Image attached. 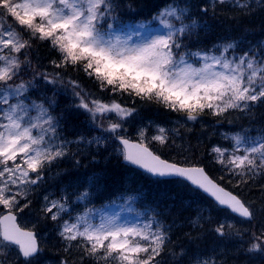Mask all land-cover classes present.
<instances>
[{"label": "snow or ice", "instance_id": "snow-or-ice-1", "mask_svg": "<svg viewBox=\"0 0 264 264\" xmlns=\"http://www.w3.org/2000/svg\"><path fill=\"white\" fill-rule=\"evenodd\" d=\"M255 3L264 7V0ZM224 6L233 10V20L254 11L252 0H210L208 6L168 0L151 20L137 21L129 15H140L131 0L127 12L122 0H0V264H43L44 248L37 231L41 222L55 226L64 252L71 254L76 249L81 264L86 258L90 264H162V254L172 243V226H165L155 212L146 215L143 223L121 222L119 214L103 212L99 222H94L95 213L87 209V203L96 187L95 177L88 178L83 191L62 189L57 198L44 195L43 203L34 209L33 194L47 172L68 156L70 144L99 149L110 138L88 139L78 133L70 141L63 136L64 118L53 115L61 92H70V107L82 110L91 125L123 145L124 161L154 177L182 178L210 196L216 206L240 218L238 222L217 221L209 230L215 238L244 241L249 229L241 231L237 225H251L243 250L264 255V221L254 223L258 213L264 216V208L254 209L225 190L204 167L187 157L183 161L167 159L150 150L153 141L161 146L170 142L180 155L186 153L189 148L176 143V137L183 140L179 129L157 125L149 138L150 129L142 127L138 142L132 143L125 123L134 118L137 109L118 99L126 96L133 103L155 104L186 116L187 121L211 116L221 123L234 112L254 115V109L264 105V41L245 49L243 41L226 40L195 51L185 43L198 35V29L208 28L201 20L209 11L216 18ZM41 46L55 54L48 60L50 69L39 57ZM70 72L82 73L108 99L88 90ZM48 91H53L51 98ZM222 139L229 143L213 144L209 155L228 178H239L236 187L264 178V127L255 136L244 129L224 134ZM121 197L125 204L135 199L124 193ZM77 202L84 203L87 210L73 216L70 208ZM26 210L36 212L32 228L18 223V215ZM204 211L198 208L195 218H190L193 229L205 223ZM207 223H212L210 216ZM185 235L198 239L191 233ZM171 254L175 264H182L186 253ZM59 264H69L67 257ZM188 264H219V258L201 259V254L194 253Z\"/></svg>", "mask_w": 264, "mask_h": 264}, {"label": "trees", "instance_id": "trees-1", "mask_svg": "<svg viewBox=\"0 0 264 264\" xmlns=\"http://www.w3.org/2000/svg\"><path fill=\"white\" fill-rule=\"evenodd\" d=\"M122 2L125 5L123 11L127 12L126 6L129 3V0H122ZM167 2L168 0H131V3L140 15L137 16L136 13H130L129 15L135 16L137 21L151 20V16ZM231 15L233 14L218 12L217 17L212 18L211 13H209L208 16L212 18L214 24L218 22L223 25L216 24L214 26L213 23H208L209 26L206 30L198 29V35H193L192 37L186 39L185 43L191 45L192 50L195 51L199 47L208 48L220 40L226 41V38H224L226 36L228 37V40H236V34H241L240 37L242 36L245 40L253 43V45L264 40V8L256 11L254 10L251 15L241 16L238 20L231 19ZM236 29H238L237 32ZM54 56L55 54L50 53L47 48L43 46L39 47V57L45 67L50 69L48 60ZM69 74L74 78H79L88 90L97 92L98 95H104L105 99H108L107 95L100 94L96 86L93 85L87 77L83 76L82 73L77 74L75 72H70ZM48 87L51 89L52 86ZM46 95L51 98L53 91H48ZM34 98L37 97L34 96ZM118 99L121 103L126 104L129 107H135L137 109L136 116L141 119H156L164 121L173 118L183 120L186 127L182 129L181 132L184 137V145L186 148H189V150L182 155V158L178 156L174 158L183 161L185 157H187L191 163L204 167L212 179L221 184L218 180L219 178L221 179L220 171L223 174L221 166L212 160V156L208 155V149L211 142H213V137H208L207 131L204 129L207 124H218L216 121L219 118L204 116L199 118L197 121H187L186 116L180 113L167 112L163 108H158L155 104L149 105L146 102L138 100L133 103L131 98L126 96ZM56 100L57 106L53 111V115L63 116V134L71 136L73 133L78 132L80 127L84 126L85 122H87L86 114L83 113L82 110L70 107L73 100L70 92L68 95H64L61 92V94L56 96ZM260 107L261 106L257 107V109H260V111L257 112L258 116L256 113H254L253 116L258 120H264V112H261L263 108ZM227 119L231 121L230 123L233 125H235L239 120L237 113L235 112L230 116H227ZM189 128L191 131L187 130ZM160 155L166 157L163 151H161ZM169 158L171 159L172 157ZM78 169L82 172L102 171L105 173L106 181L104 182L102 192H100L96 198L98 202L97 204H101L99 207L112 203L114 200H119V198L122 199L121 194H119V196L116 195L115 186L118 184L123 187L125 186L124 184L127 183L129 184V189L124 192V194L125 196H138L135 197L137 205L139 206L137 208L138 210L140 208L141 213L143 211L145 212L143 215L146 216L152 212L158 213L165 226H172L170 233L172 243L168 245L165 253L162 254L163 257H165L166 253L171 255L172 251H175L177 254H179L182 250H184L185 253H195L196 249H192L191 244L196 245L199 242V234H193V230L191 232L188 230L184 231L180 227L182 223L180 217L182 214H185V220L187 221H189L190 218H194L196 215V210H192V204H187V202H191V200H189L188 197H184V194H182V190L185 187L183 183L174 181H157L144 176L122 163L121 157L118 161L113 158L110 160L99 159L95 163L87 164L85 168L82 164L70 165L66 167L67 174L62 177L65 178V176H70L73 174L72 172H75ZM70 170L72 172H70ZM238 179V177L233 178L235 186ZM244 186L249 185L241 184L239 188ZM36 204L37 202L34 201V209H37ZM29 213L36 215L35 210ZM187 213H190L191 215H188ZM52 226L53 224H51V222H48L47 225H45L44 222H41L37 230L41 232L51 228ZM185 233H191L193 237H197L198 239L190 240ZM53 241L55 242V239ZM54 246H56V248L53 249L51 247V250H55L54 253L57 260L67 257L69 264H81L80 254L79 257H77V255L74 256V254L70 255L64 252L63 247L60 248L59 245ZM257 256L263 255L257 254ZM83 264H90V262L84 260Z\"/></svg>", "mask_w": 264, "mask_h": 264}, {"label": "rangeland", "instance_id": "rangeland-1", "mask_svg": "<svg viewBox=\"0 0 264 264\" xmlns=\"http://www.w3.org/2000/svg\"><path fill=\"white\" fill-rule=\"evenodd\" d=\"M188 2H190V1H188ZM209 3H210V0H205V4L207 6L209 5ZM252 3H253V8L255 11L264 8V7H261L260 5L256 4L255 0H252ZM224 8L226 10H224L223 12L233 14V10L231 9L230 6H224ZM216 24L223 25L222 23L216 22L214 24V26ZM221 30H222V28H221ZM237 30L238 29H236V32H237ZM224 38H226L225 40H228L227 36ZM133 39H136V37L134 36ZM260 108H263L261 110V112H264L263 111L264 105H262ZM255 109H257V108H255ZM255 109H254V111H255ZM238 119L239 120L235 125L231 124L227 118L223 119L222 122L218 123V124L211 123V124L205 125L204 129L207 131L208 137L212 136L214 138L213 141H215V143L210 144L208 152H210V148L213 144L227 145L229 143L228 141L222 139V136L224 134L232 135V134H235L237 132H242L244 129H250L251 135L255 136L257 130L264 127V122H263L264 120L259 121L256 118H254L253 115L252 116H245V115L240 113L238 115ZM157 125H159L161 127L168 128V129H174V128L179 129L180 132L182 129H184L183 128L184 122L181 120H178V119H169V120L159 121L156 119H141L140 117L134 115V119H132L130 117V118H128V122L125 123V127L128 130L126 133V136L128 138H131V139L138 141V135H137L138 130L142 127H147L150 129L148 132V135L150 138L151 135H153L155 133V127ZM78 133L83 134L88 139H91L93 136H98V135L108 136L110 138L108 139L107 144L100 147L99 149H97L96 145L83 144L81 146H77L75 143L70 144L68 147V156L65 159H63L62 161L58 162L57 165H54L47 172L46 178L43 181L42 185L33 194V195H35V198H36L37 203H38L37 209L39 208L40 204L43 203V196L44 195L51 193L53 198H57L60 195L62 189H67L70 193H76L77 191H83L88 186V178L89 177H95L96 178V187L94 189H92L93 195L91 198V202L87 203V209H91L90 205L92 203V199L103 188L104 182L106 181L105 173H103L102 171L89 172L88 173V172H82L78 169L75 172H72L70 170V172H72L73 174L70 176H67L65 178H62V175L67 172V170H65V168L70 166V165L77 164L76 163L77 160H79L80 161L79 164H82L83 167L85 168L87 166V164L95 163L99 159L109 160L111 158H114L115 160H118V156L122 155L121 154L122 150H121L119 144L117 143V140L111 138L110 133L103 132L102 129L96 128L93 125H91V123L89 121L85 122L84 126L80 127V130L76 133H73L72 136L64 135L63 133L62 134L68 140L74 141L78 138L77 137ZM181 134H182V132H181ZM182 136H183V134H182ZM176 143L177 144L182 143L184 145V137H183V140H181L180 137H176ZM149 146H151L155 152L163 151L167 157L174 158V157L178 156V157L182 158V155L179 154L180 150L175 148L174 146H172L170 142H169L168 146H161L159 143L153 141ZM208 155H209V153H208ZM210 156H212V155H210ZM212 160H213V157H212ZM261 179H263V178L262 177L256 178V180H258V181H260ZM69 185H71V187H69ZM124 185L125 186H123V187H121V185H118V184H117V186H115V189L117 191V193H116L117 196L119 195L120 192L123 193V192H126L128 190L129 184L125 183ZM120 189H124V190H120ZM176 191H178V190H176ZM182 194H184V197H188V199L190 197L191 202H187V204L188 203H191V204L196 203L197 207L205 210L204 214L207 212V209H209V207H204V206H202V204L198 203L197 200L194 199V197H196L195 193H193L188 188L184 187L182 190ZM72 199L75 200V195L72 196ZM193 199L195 202L193 201ZM197 203L199 204V206ZM87 209L85 208L84 203L77 202V203L71 205L70 211L72 212L73 216H75L77 213L83 214ZM92 210L95 213L94 222H96V223L99 222L100 212H103L104 214H106L108 216H112L114 214H119L118 211L116 209H113V208H109L108 210H103V211H98L96 209H92ZM214 212L217 213V211H214ZM195 216H194V218H195ZM18 217H19L20 224L25 228H32L33 223L36 220V215L30 214L27 210L25 211V213L19 214ZM205 217H208V216H205ZM120 218H121V222H125V220H127L128 222H131L128 218L122 219L121 216H120ZM224 219H226V218H223L221 215H219V216L214 215L213 219H211V220L214 221L216 224L217 221H221ZM234 221H236V220H234ZM236 222H238V221H236ZM237 226L240 227L241 231H243V229L246 227V224L240 225L238 223ZM54 228H55V226H54ZM54 228H48L47 230H44L43 232L40 233L42 245H43L44 250H46V251H48V249L50 251L52 249L51 247H53L54 245H59V247L62 248L61 241H60L59 237L56 235ZM54 239H55V242L53 241ZM247 239L248 238H244V241H240L239 239L233 238V239H230L227 241L228 242L227 245L225 243H223L225 241H222V242L219 241L218 243L210 246L211 247L210 252H208V253L205 252V253L201 254V259H204V258L215 259L217 257L219 259H222L224 257V255L226 254V252L224 250L225 249L224 246L232 245V246H236L238 248H244L247 246L245 243V241H247ZM222 244H225V245L223 246ZM213 249H215V252L213 251ZM73 250L71 251L70 255L74 254V256L77 255V257H79L80 253L76 249H73ZM180 253H181V251H180ZM195 253H196V251H195ZM192 254H194V253L191 252V253H189L188 256L184 255L181 258L182 264H188V257ZM248 254L253 258L257 255V253H251V254L248 253ZM166 255L164 258V262L162 261V263L163 264H175L172 254L170 255L169 253H166ZM42 260H43V264H59V261L61 259L47 260V259L42 258ZM86 260L89 261L88 259H86Z\"/></svg>", "mask_w": 264, "mask_h": 264}, {"label": "bare ground", "instance_id": "bare-ground-1", "mask_svg": "<svg viewBox=\"0 0 264 264\" xmlns=\"http://www.w3.org/2000/svg\"><path fill=\"white\" fill-rule=\"evenodd\" d=\"M190 1L193 5H204L205 0H188ZM193 11L195 12V8L193 9ZM209 13H211V11H209ZM207 22V23H213L214 21L212 20L211 17L207 16L204 17L203 20H201V23L203 22ZM241 34H236V41H243L242 47H244L245 49L248 47V45H253V43L245 40L242 36L240 37ZM264 41V40H262ZM259 43V42H258ZM260 111V109H255L254 113L257 114V112ZM258 116V114H257ZM257 119V118H256ZM258 120V119H257ZM261 121V120H259ZM220 176H225V178L222 180L219 178L218 180L221 182V186L225 188V190L227 191H231L233 194L238 195L239 198H241L242 200H244L246 203H250L252 205V207L254 209H261L264 208V178L261 179L260 181L258 180H254V181H250L248 183L249 186H244V187H236L235 186V182H233V178H228L225 173L220 171ZM256 182V183H255ZM240 195V196H239ZM190 199V197H189ZM194 199L197 200L198 203L202 204V206L204 207H209V209H207V212L205 213V216H210L211 219H213V216H219L221 215L223 218H228V219H232V220H236L239 221L240 218L239 217H235L234 214L230 213L228 210L226 209H222L219 206L215 205V201L211 198H207V197H194ZM193 199V201H194ZM191 200V199H190ZM195 202V201H194ZM197 203V204H198ZM192 210H196L199 208L196 206L195 204H192ZM199 206V204H198ZM214 211H217V213H215ZM190 212V211H189ZM193 213V212H191ZM188 215H191L190 213H187ZM185 215V214H184ZM182 214V216L180 217V220L182 221L180 227L181 229L188 230L189 232H191L192 230L194 231L193 234H199V242L194 245L191 244L192 249H196V253L199 254H203V253H208L210 252V246H212L213 244H216L219 242L218 238L214 237V234L210 233V229L212 227L215 226V222L212 221V223H207V217H206V221L203 224V226H197L196 229H193L190 226L189 221L185 220V216ZM264 221V216L260 215L258 213L257 215V220L254 223H258ZM242 227V226H241ZM246 227L249 229V233L245 235L244 238H248V235L251 233L252 226L246 224ZM198 229V230H197ZM244 230V229H243ZM226 245L228 244V240H224ZM225 244H222L223 246ZM225 247V252L226 254L224 255V257L222 259H219V264H264V255L263 256H255L254 258L251 257L247 252H245L243 249L246 248H238L236 246H232V245H228V246H224ZM53 249L56 248V246L52 247ZM55 250H50L48 249V251L44 250L42 253V258L47 259V260H57V258H55ZM228 253V254H227Z\"/></svg>", "mask_w": 264, "mask_h": 264}, {"label": "water", "instance_id": "water-1", "mask_svg": "<svg viewBox=\"0 0 264 264\" xmlns=\"http://www.w3.org/2000/svg\"><path fill=\"white\" fill-rule=\"evenodd\" d=\"M123 146V145H122ZM132 166H134V167H137V166H135V165H132ZM137 168H139V167H137ZM139 169H141V168H139ZM143 170V169H142ZM163 178H172V177H163ZM189 183V182H188ZM190 184V183H189ZM191 185V184H190ZM191 186H193V185H191ZM194 187V186H193ZM200 190V189H199ZM200 191H202V190H200ZM203 192V191H202ZM204 193V192H203ZM204 194H206V193H204ZM207 195V194H206ZM210 197V196H209Z\"/></svg>", "mask_w": 264, "mask_h": 264}]
</instances>
